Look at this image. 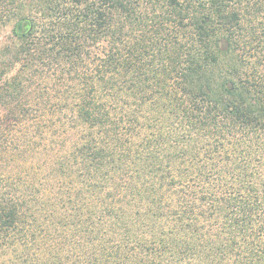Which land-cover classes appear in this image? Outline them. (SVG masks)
<instances>
[{
	"label": "trees",
	"instance_id": "obj_1",
	"mask_svg": "<svg viewBox=\"0 0 264 264\" xmlns=\"http://www.w3.org/2000/svg\"><path fill=\"white\" fill-rule=\"evenodd\" d=\"M0 264H264V0H0Z\"/></svg>",
	"mask_w": 264,
	"mask_h": 264
},
{
	"label": "rangeland",
	"instance_id": "obj_2",
	"mask_svg": "<svg viewBox=\"0 0 264 264\" xmlns=\"http://www.w3.org/2000/svg\"><path fill=\"white\" fill-rule=\"evenodd\" d=\"M8 34L7 35H9L10 33H11V29L10 30H8V32H7Z\"/></svg>",
	"mask_w": 264,
	"mask_h": 264
}]
</instances>
